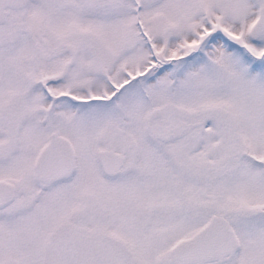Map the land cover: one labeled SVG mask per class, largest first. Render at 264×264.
<instances>
[{
	"label": "snow or ice",
	"instance_id": "obj_1",
	"mask_svg": "<svg viewBox=\"0 0 264 264\" xmlns=\"http://www.w3.org/2000/svg\"><path fill=\"white\" fill-rule=\"evenodd\" d=\"M0 264H264V0H0Z\"/></svg>",
	"mask_w": 264,
	"mask_h": 264
}]
</instances>
